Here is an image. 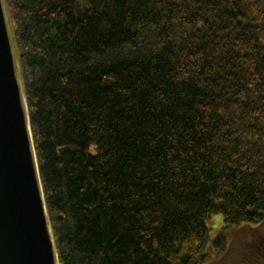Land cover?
Listing matches in <instances>:
<instances>
[{
  "label": "trees",
  "instance_id": "16d2710c",
  "mask_svg": "<svg viewBox=\"0 0 264 264\" xmlns=\"http://www.w3.org/2000/svg\"><path fill=\"white\" fill-rule=\"evenodd\" d=\"M3 5L58 264H204L211 216L264 225V0Z\"/></svg>",
  "mask_w": 264,
  "mask_h": 264
},
{
  "label": "water",
  "instance_id": "95a60500",
  "mask_svg": "<svg viewBox=\"0 0 264 264\" xmlns=\"http://www.w3.org/2000/svg\"><path fill=\"white\" fill-rule=\"evenodd\" d=\"M0 264H58L0 0Z\"/></svg>",
  "mask_w": 264,
  "mask_h": 264
},
{
  "label": "rangeland",
  "instance_id": "374dc122",
  "mask_svg": "<svg viewBox=\"0 0 264 264\" xmlns=\"http://www.w3.org/2000/svg\"><path fill=\"white\" fill-rule=\"evenodd\" d=\"M223 225L221 215L206 221L209 238L204 264H264V258L256 259L255 253L257 244L264 242V225L241 224L221 231Z\"/></svg>",
  "mask_w": 264,
  "mask_h": 264
}]
</instances>
